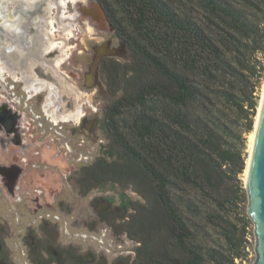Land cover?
Here are the masks:
<instances>
[{
  "label": "trees",
  "instance_id": "1",
  "mask_svg": "<svg viewBox=\"0 0 264 264\" xmlns=\"http://www.w3.org/2000/svg\"><path fill=\"white\" fill-rule=\"evenodd\" d=\"M109 11L130 56L104 63L120 94L105 117L117 153L85 175L143 199L114 225L139 243L132 264H236L246 227L239 238L226 211L264 77V0H112Z\"/></svg>",
  "mask_w": 264,
  "mask_h": 264
},
{
  "label": "flooded vegetation",
  "instance_id": "2",
  "mask_svg": "<svg viewBox=\"0 0 264 264\" xmlns=\"http://www.w3.org/2000/svg\"><path fill=\"white\" fill-rule=\"evenodd\" d=\"M111 2L0 0V198L21 202L33 190L42 157L48 158L43 153L46 149L35 145L53 142L55 156L60 153L62 158L64 153L74 152L65 142L66 133L68 127L80 128L81 119L93 115L86 91L101 79L106 61L120 62L108 54L119 53L112 49L113 41L127 48L109 11ZM98 33H110V37L95 36ZM83 39L93 40L91 46ZM82 55L87 56L85 61L80 60ZM45 121L52 125V139L46 137ZM73 129L76 135L78 130ZM28 237L32 245L29 262L46 264L35 259L31 249L40 245L33 235ZM54 257L59 264H66L57 252Z\"/></svg>",
  "mask_w": 264,
  "mask_h": 264
},
{
  "label": "rangeland",
  "instance_id": "3",
  "mask_svg": "<svg viewBox=\"0 0 264 264\" xmlns=\"http://www.w3.org/2000/svg\"><path fill=\"white\" fill-rule=\"evenodd\" d=\"M95 36L107 38L110 33H98ZM83 41L85 45L91 46L93 40ZM112 49L118 50L119 53L114 56L120 63H130L126 46L113 41ZM86 59V55L80 58L81 61ZM259 59L264 64V54H260ZM98 79L92 90L86 91L89 95L85 97L93 106V115L83 117L80 128L67 126L65 142H68L74 152L69 153L64 149L67 154L64 153L62 158L60 153L55 156L53 142L49 145H35L36 149H46L43 153H46L48 158L42 157L41 172L39 175L35 174L33 190L28 191L29 194L25 195L21 202L6 196L0 198V264H5L4 261L12 264H31L28 260V250L32 245L28 235H33L37 240L36 245H40L39 248L34 247L35 249L31 247L35 252V259L46 261V264H59L54 257L56 252L66 264H132L135 259V250L139 243L125 233L117 235L114 225L128 220L134 214L133 206L142 204L143 199L131 187L122 190L119 186H95V180L90 175H85V169L99 158L112 161L113 155L117 153V148L110 139L105 117L107 109L120 94L113 96L108 93L103 73L101 79ZM263 90L264 77L257 94L258 107L253 131L245 136L246 168L238 176V181L234 182V188L240 192V199H237L234 207L226 211L237 227L239 238L243 227H246L241 244L242 258L237 259L236 264H255L257 258L255 227L247 212L249 200L246 170ZM90 123L92 124L88 127ZM44 124L48 131L46 137H49L52 125L48 121ZM34 126L37 128L38 124ZM74 127L78 130L76 135L73 134ZM36 134L42 136L40 131ZM46 137L44 135L43 139ZM52 137L50 135L49 138ZM55 141L57 142V139ZM80 158H83L82 161L77 160ZM111 212L116 216L109 214ZM196 222L200 224L202 231L205 229L206 233L209 232L222 245L230 247L226 245L219 230L206 226L202 219H197ZM238 243L240 244V241Z\"/></svg>",
  "mask_w": 264,
  "mask_h": 264
},
{
  "label": "water",
  "instance_id": "4",
  "mask_svg": "<svg viewBox=\"0 0 264 264\" xmlns=\"http://www.w3.org/2000/svg\"><path fill=\"white\" fill-rule=\"evenodd\" d=\"M108 54L116 55L117 53ZM98 64L99 59L95 62L94 70ZM246 190L249 200L247 212L255 227L257 255L255 264H264V98L251 155Z\"/></svg>",
  "mask_w": 264,
  "mask_h": 264
},
{
  "label": "bare ground",
  "instance_id": "5",
  "mask_svg": "<svg viewBox=\"0 0 264 264\" xmlns=\"http://www.w3.org/2000/svg\"><path fill=\"white\" fill-rule=\"evenodd\" d=\"M263 98H264V90H263ZM262 103H263V99H262L261 104H260V107H259V111H258V115H257V120H256V123H255V130H254V132L252 134V137H251V145H250L251 155H252V151H253V145H254L255 136H256V132H257L258 122H259V118H260ZM251 155H250V159L248 160V165H247V170H246L247 177H248V172H249V167H250V162H251Z\"/></svg>",
  "mask_w": 264,
  "mask_h": 264
}]
</instances>
